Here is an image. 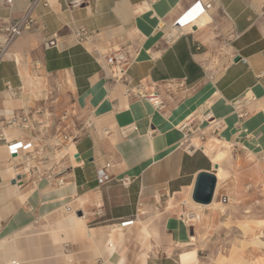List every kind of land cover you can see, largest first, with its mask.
Instances as JSON below:
<instances>
[{"label":"crops","instance_id":"crops-1","mask_svg":"<svg viewBox=\"0 0 264 264\" xmlns=\"http://www.w3.org/2000/svg\"><path fill=\"white\" fill-rule=\"evenodd\" d=\"M7 1L0 24L34 0ZM70 1L38 0L32 29L0 62V264H198L197 241L223 235V208L264 210V0ZM79 29L84 44L73 37ZM117 49L127 51L129 87L156 89L161 111L110 80L102 56ZM238 99L248 101L243 120ZM40 108L29 130L6 123ZM64 112L66 134L84 135L54 150L41 127ZM206 112L221 120L216 139L227 152L182 146L179 127ZM12 142L33 147L10 157ZM200 173L217 178L207 206L191 201ZM187 201L203 209L191 226L181 220ZM251 217L233 223L264 226ZM217 263L264 264V255L252 263L232 250Z\"/></svg>","mask_w":264,"mask_h":264},{"label":"built area","instance_id":"built-area-1","mask_svg":"<svg viewBox=\"0 0 264 264\" xmlns=\"http://www.w3.org/2000/svg\"><path fill=\"white\" fill-rule=\"evenodd\" d=\"M38 0H34L28 8L24 11L22 16L14 20L12 22L6 24H0V62L6 57L8 50L12 43H14L17 39L22 37L26 32L32 29L34 25V19L32 17V11L34 6L37 4ZM8 4L11 1H7ZM87 0H71L68 4L69 9H76L86 5ZM264 17V11H263ZM188 23H181L176 21L173 24V27L182 28V26H186ZM73 37L75 38L78 44H84L88 41V34L85 30L79 29L73 32ZM171 36H167V40L169 41ZM56 42V35L51 38L45 39L43 45L46 48H50L54 46ZM102 60L105 62L106 67L110 70V80L116 84H122L126 87V95L132 97L134 99H141L146 101L149 105H151L156 111H161L163 108V100L159 95L156 89H152L146 92L143 85L139 84L135 87H129L128 80V68L129 61L127 59V51L125 49H117L112 52L106 53L102 56ZM242 62L246 63L244 59H241ZM51 101H55V98H50ZM248 101L243 99H238L233 102L234 113L238 120H243L248 117V112L244 109ZM42 110L46 112V108L44 109H36L32 113H28L26 115L21 116H12L9 118L6 123L8 126H18L20 129L26 131L30 129L31 117L33 115L41 114ZM48 111V109H47ZM49 113V111H48ZM70 114L64 112L57 119L50 120L43 127L42 136L49 137L48 141H51L50 147L54 150H60L63 145L67 142L74 141L81 136L84 135V129L80 131H75L73 135L68 136L66 132L71 128V123L69 122ZM206 124L205 127L202 125ZM222 122L213 117L210 112H206L202 117L198 118L197 116L190 117L184 124L179 127V130L185 132V139L182 143L184 149L188 152H194L196 150H204L205 144L214 140L218 142L216 139L218 133L222 129ZM49 129H53V134L49 136ZM0 141H5L3 135H0ZM196 141V142H195ZM212 142V141H210ZM219 143V142H218ZM8 153L10 157H16L20 152H26L32 149V143L27 145H22L21 143H8ZM31 173L29 170L28 174ZM64 171H61L59 174H63ZM98 182L101 184L107 180V175L104 171H100L98 173ZM64 180L59 179L57 181L58 185H62ZM200 217L193 211H189L184 213L181 216V220L184 224L191 226L194 223L199 221Z\"/></svg>","mask_w":264,"mask_h":264},{"label":"rangeland","instance_id":"rangeland-1","mask_svg":"<svg viewBox=\"0 0 264 264\" xmlns=\"http://www.w3.org/2000/svg\"><path fill=\"white\" fill-rule=\"evenodd\" d=\"M210 141H208L205 146H210V148H212L214 152H227L226 150H229L227 145H223L224 150H219L221 145L214 140ZM223 179L224 178L221 174V178L219 180L220 183ZM186 203L188 206V212L193 210L199 217L201 216L203 209L194 207L192 204H190L189 201H187ZM220 206L222 207V204H220L219 207ZM260 206H257V210L254 215L251 213L252 211L250 213H245V211L247 210L242 208H223V213L226 217L224 220L225 224L221 225L219 229L217 228L218 232H223V235L219 240H217L216 238L211 239L209 236H205L204 240L197 241V247L202 250L199 253L198 264H218V258L229 256L232 250L235 251L241 259L249 260L252 263L260 262V256H262L263 258L264 255V247L257 245L256 241L261 240L264 242V226H258V224L257 226L253 225V227H255V230L249 232L248 230L244 229L245 223H233V217H236L237 219L244 222L248 221V217L250 215H252L251 219H264V210L261 209L263 207L260 208Z\"/></svg>","mask_w":264,"mask_h":264},{"label":"water","instance_id":"water-1","mask_svg":"<svg viewBox=\"0 0 264 264\" xmlns=\"http://www.w3.org/2000/svg\"><path fill=\"white\" fill-rule=\"evenodd\" d=\"M214 169L217 170L218 167L214 166ZM16 180H19V177ZM15 181H12V184H15ZM216 185L217 178L213 173L198 174L192 190L191 201L202 206L210 205L214 198Z\"/></svg>","mask_w":264,"mask_h":264},{"label":"bare ground","instance_id":"bare-ground-1","mask_svg":"<svg viewBox=\"0 0 264 264\" xmlns=\"http://www.w3.org/2000/svg\"><path fill=\"white\" fill-rule=\"evenodd\" d=\"M204 15V14H203ZM202 15V16H203ZM201 16V17H202ZM200 18V17H199ZM205 151L207 152V154H210L211 153V151H210V149L208 148V147H206L205 148ZM223 156H225L224 154L223 155H218L215 159H214V161L215 162H218V160H219V158H221V157H223ZM195 206H197V207H199V208H201V206H198V205H195ZM110 247H112V246H110ZM113 250V249H112ZM115 251V250H114ZM119 251V250H118ZM122 251V250H121ZM120 252V251H119Z\"/></svg>","mask_w":264,"mask_h":264}]
</instances>
